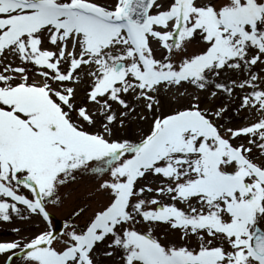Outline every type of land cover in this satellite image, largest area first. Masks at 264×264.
I'll return each mask as SVG.
<instances>
[{"label": "snow or ice", "instance_id": "1", "mask_svg": "<svg viewBox=\"0 0 264 264\" xmlns=\"http://www.w3.org/2000/svg\"><path fill=\"white\" fill-rule=\"evenodd\" d=\"M34 217L0 264H264V0H0V222Z\"/></svg>", "mask_w": 264, "mask_h": 264}, {"label": "rangeland", "instance_id": "2", "mask_svg": "<svg viewBox=\"0 0 264 264\" xmlns=\"http://www.w3.org/2000/svg\"><path fill=\"white\" fill-rule=\"evenodd\" d=\"M200 42L194 41L191 45L188 46V51L192 52L196 48L200 47ZM153 47L155 48L156 45L153 44ZM162 49H157L156 56L160 57L162 53ZM18 63V62H17ZM235 76V73L231 72L230 70H225L222 73L221 79L227 81L229 78H232ZM36 79H39V77H34ZM84 92L79 91L77 92V100L79 101L81 97H83ZM173 99L171 94L168 95H162L161 101L165 109H168L169 107H175V104L171 103V100ZM226 99V97L220 96L217 98V102ZM209 101L205 99V103H208ZM92 105H89V108H92ZM133 130H136V126L133 125ZM162 178L160 177H149L146 182L149 186L156 188L159 186L160 181ZM94 185V180L91 179L90 176H84L82 179L78 180L76 183H70L65 191V196L63 198V202L59 205H49L48 210L52 214V227L55 228L57 231H62L64 227L65 220H68L70 217H72V213L74 210H78V206L85 204V203H92L93 206L99 201L103 199V197L99 196L98 194L92 198L91 201H89L88 197L91 194L92 187ZM155 195V193L151 194ZM160 198V197H158ZM164 199L165 202H170L167 200V198H161ZM179 207H186L183 204H180L177 202ZM91 209H89L90 211ZM87 215V214H86ZM74 219V217H73ZM80 221H83V217L80 218ZM20 226L24 229L20 233V236L22 237H29L36 232H39L45 227L44 222L41 220L40 217H34L32 220L22 222L19 219H14L13 223H5L0 222V241H7V240H14L19 237H17L15 234H13L10 230L15 227ZM143 227V225H141ZM157 234L160 236V238H164L165 236L171 238V239H179L181 233L179 231H170L169 226L165 224H161L157 230ZM192 246H195V240L193 239L190 241ZM4 260V257L0 256V261ZM13 264H19V261L14 259ZM102 264H110V262L107 259L102 258Z\"/></svg>", "mask_w": 264, "mask_h": 264}]
</instances>
